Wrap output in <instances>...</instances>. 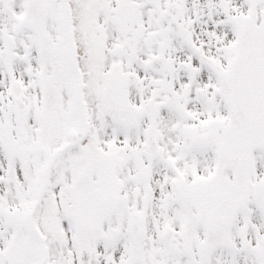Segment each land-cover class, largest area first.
<instances>
[{
  "label": "snow or ice",
  "instance_id": "1",
  "mask_svg": "<svg viewBox=\"0 0 264 264\" xmlns=\"http://www.w3.org/2000/svg\"><path fill=\"white\" fill-rule=\"evenodd\" d=\"M0 264H264V0H0Z\"/></svg>",
  "mask_w": 264,
  "mask_h": 264
}]
</instances>
